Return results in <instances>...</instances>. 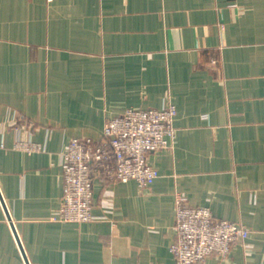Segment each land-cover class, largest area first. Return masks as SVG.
Instances as JSON below:
<instances>
[{
	"label": "crops",
	"instance_id": "0c3cea01",
	"mask_svg": "<svg viewBox=\"0 0 264 264\" xmlns=\"http://www.w3.org/2000/svg\"><path fill=\"white\" fill-rule=\"evenodd\" d=\"M169 105L154 183L94 177L97 219L55 220L67 144ZM0 194V264L14 230L29 264H177L178 195L249 231L202 264H264V0H0Z\"/></svg>",
	"mask_w": 264,
	"mask_h": 264
},
{
	"label": "built area",
	"instance_id": "2783aa9c",
	"mask_svg": "<svg viewBox=\"0 0 264 264\" xmlns=\"http://www.w3.org/2000/svg\"><path fill=\"white\" fill-rule=\"evenodd\" d=\"M175 116L173 105L162 110L128 109L106 122L100 140L72 139L62 153L63 196L54 219L63 223L97 219L92 214L94 177L134 181L140 189L149 188L158 172L149 165L148 156L174 138ZM175 203L170 251L177 264H202L212 255L225 259L232 246L249 235L240 224L215 219L209 208L191 206L185 196L178 195Z\"/></svg>",
	"mask_w": 264,
	"mask_h": 264
},
{
	"label": "water",
	"instance_id": "95a60500",
	"mask_svg": "<svg viewBox=\"0 0 264 264\" xmlns=\"http://www.w3.org/2000/svg\"><path fill=\"white\" fill-rule=\"evenodd\" d=\"M0 200H1L2 204H3V206H4V209L6 210V213H7L8 219H10L9 214H8V212H7V209H6V206H5V204H4V202H3V199H2V197H1V194H0ZM12 228L14 229L13 224H12ZM14 234H15L16 239H17V241H18V244H19V246H20V250H21V252H22V254H23V257H24V259H25V262H26V264H29V262H28V260H27V258H26V256H25L24 250H23V248H22V246H21V244H20V241H19V239H18V236H17L15 230H14Z\"/></svg>",
	"mask_w": 264,
	"mask_h": 264
}]
</instances>
